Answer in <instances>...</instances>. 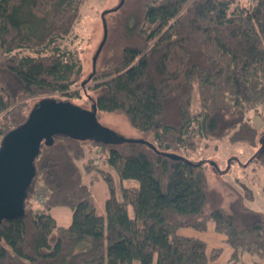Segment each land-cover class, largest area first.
Returning <instances> with one entry per match:
<instances>
[{"label":"trees","instance_id":"1","mask_svg":"<svg viewBox=\"0 0 264 264\" xmlns=\"http://www.w3.org/2000/svg\"><path fill=\"white\" fill-rule=\"evenodd\" d=\"M86 1L0 0V136L26 120L34 106L27 100L70 97L81 87L69 39ZM106 15L113 21L91 102L97 114H121L154 149L65 135L41 142L24 217L0 222V264H219L221 247L181 233H205L210 223L230 263L248 254L264 264V212L246 203L252 188L240 184L243 193L225 207L207 182V162L188 158L205 141L255 144L261 128L251 118L264 119V0H124ZM80 167L107 184L104 216ZM111 168L128 181L121 199ZM54 207L70 209L68 226Z\"/></svg>","mask_w":264,"mask_h":264},{"label":"rangeland","instance_id":"2","mask_svg":"<svg viewBox=\"0 0 264 264\" xmlns=\"http://www.w3.org/2000/svg\"><path fill=\"white\" fill-rule=\"evenodd\" d=\"M241 1L245 3V0ZM119 2L120 0H87L81 9L80 16L74 26V32L69 39L70 47L77 50L82 63L81 80L86 79L92 72V58L103 37V26L100 17L101 13L105 10L116 7ZM24 14L28 18H32V22L42 19L39 15L33 19V17L29 15L30 13L24 12ZM105 20L108 26L113 21L110 15H105ZM97 60L96 67L99 64V59ZM96 82L98 81L91 79L85 85L84 89L74 86L69 92L70 97L55 96L54 99L66 100L83 109H89L92 103L91 100L95 97L91 87ZM75 92L77 93L76 95L72 94ZM72 95L74 96L72 97ZM38 101L39 98L35 100H27V105L31 108V106ZM198 108V96L194 91L192 98V112H196ZM97 120L101 126L117 133L121 137L129 139H139L143 137L129 126L121 114H105L98 112ZM250 122L254 127L261 128L258 131L254 145L246 143H231L228 139L205 141L198 149L188 155V158L193 161L204 160L207 162V182L211 188L217 190L222 195L225 207H227L228 201L233 198V192L243 193L240 184H249L252 188V192L246 203L252 208L264 212V149L261 148V145L264 147V119L260 117H252ZM259 139L261 140V143H259ZM89 144L90 143H87V147L90 148L87 156L96 163V151L94 146H91V144L89 146ZM99 161L101 162L100 159ZM211 163H214L215 165H211ZM98 168L105 169L102 164H100ZM80 169L81 181L89 190L96 212L99 215L104 216L105 201L109 195L105 180L101 178L96 169H93L89 173H86L82 167H80ZM107 170H110L115 177V193L117 198L121 199L122 186H125L128 181L120 183L121 181L117 172L112 168ZM95 175L98 177H95ZM132 182L133 181H130L129 183ZM134 183L135 182L132 184ZM39 189L40 188H36V190ZM39 199L40 198L37 196L36 198L34 197L37 204L42 206L44 200L39 203ZM51 214L61 226H68L71 223V211L67 207H54L51 210ZM181 233L183 235L198 236L208 240L209 235L212 232L208 230L207 233H199L185 229L182 230ZM220 245L223 249V253L218 259L219 264H259L258 258L248 254L242 255L237 262L230 263L228 261L231 253L230 248L225 242H222ZM133 264H138V262L134 261Z\"/></svg>","mask_w":264,"mask_h":264},{"label":"water","instance_id":"3","mask_svg":"<svg viewBox=\"0 0 264 264\" xmlns=\"http://www.w3.org/2000/svg\"><path fill=\"white\" fill-rule=\"evenodd\" d=\"M124 0L101 13L103 37L92 58V72L81 83L85 86L95 73L96 62L107 36L105 15L122 6ZM56 135L89 139L110 144L117 141L128 143H147L143 139H129L101 126L97 120V107L94 103L83 109L69 101L54 98L40 99L19 126L2 136L0 144V222L4 219L22 218L25 215L24 198L35 176L34 159L40 144ZM154 149L152 144H148ZM172 160L181 157L165 153ZM211 165H215L211 163Z\"/></svg>","mask_w":264,"mask_h":264},{"label":"crops","instance_id":"4","mask_svg":"<svg viewBox=\"0 0 264 264\" xmlns=\"http://www.w3.org/2000/svg\"><path fill=\"white\" fill-rule=\"evenodd\" d=\"M213 224L212 223H210L209 225H208V228H210V229H208V230H210L212 233H210V235H209V238H208V240H205L207 243H208V245H209V248H212V247H221V243L222 242H224V237L223 236H221V235H218V234H216L215 232H214V230H213ZM208 230H207V232H208ZM207 232H205V233H207ZM198 237V236H197ZM222 248V247H221Z\"/></svg>","mask_w":264,"mask_h":264},{"label":"built area","instance_id":"5","mask_svg":"<svg viewBox=\"0 0 264 264\" xmlns=\"http://www.w3.org/2000/svg\"><path fill=\"white\" fill-rule=\"evenodd\" d=\"M1 140H2V136L0 138V144H1ZM39 200H40V201H38L39 203L43 201V199H41V198Z\"/></svg>","mask_w":264,"mask_h":264}]
</instances>
